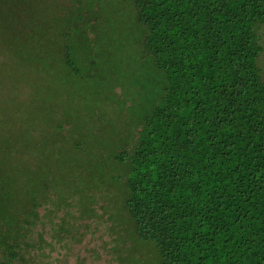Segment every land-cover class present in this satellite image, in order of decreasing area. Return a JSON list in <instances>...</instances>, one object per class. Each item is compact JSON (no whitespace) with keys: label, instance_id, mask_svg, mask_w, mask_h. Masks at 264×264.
Segmentation results:
<instances>
[{"label":"trees","instance_id":"trees-1","mask_svg":"<svg viewBox=\"0 0 264 264\" xmlns=\"http://www.w3.org/2000/svg\"><path fill=\"white\" fill-rule=\"evenodd\" d=\"M46 1H8L22 3L12 15L18 40L40 41L39 70L71 63V28L90 18L85 1L49 14ZM120 1L161 75L134 148L113 158L125 168L123 213L134 240L156 247L154 264H264V0ZM31 42L13 49L30 54ZM31 162H18L27 175L20 183L19 169L0 156V264H32L44 244L33 231L38 201L49 195L60 209L70 198ZM74 234L66 227L63 237Z\"/></svg>","mask_w":264,"mask_h":264},{"label":"rangeland","instance_id":"rangeland-1","mask_svg":"<svg viewBox=\"0 0 264 264\" xmlns=\"http://www.w3.org/2000/svg\"><path fill=\"white\" fill-rule=\"evenodd\" d=\"M8 1L0 0V156L10 168L31 159L37 175L50 172L52 185L70 197L60 209L46 203L49 195L38 199L33 231L44 244L33 252L32 264H154L156 247L136 242L125 221V168L113 159L134 148L139 118L161 88V75L141 51L143 33L120 0H78L86 2L93 20L86 16L71 28V63L48 60L39 70L42 62L32 60L40 41L18 40L12 15L22 3L13 8ZM76 1L47 0L42 9L62 11ZM258 35L257 66L264 81V24ZM30 42V54L13 49ZM40 45L50 52L52 43L50 49ZM17 172L25 182V170ZM66 227L74 237H63Z\"/></svg>","mask_w":264,"mask_h":264}]
</instances>
